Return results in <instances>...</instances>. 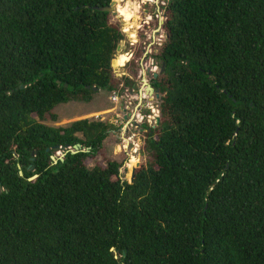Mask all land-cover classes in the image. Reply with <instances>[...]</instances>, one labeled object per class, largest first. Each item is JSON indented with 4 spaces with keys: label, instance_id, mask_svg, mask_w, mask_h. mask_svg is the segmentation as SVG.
Listing matches in <instances>:
<instances>
[{
    "label": "trees",
    "instance_id": "obj_1",
    "mask_svg": "<svg viewBox=\"0 0 264 264\" xmlns=\"http://www.w3.org/2000/svg\"><path fill=\"white\" fill-rule=\"evenodd\" d=\"M110 2L0 0V264H264V0H167L159 123L132 183L123 162L85 164L112 125L46 124L133 83L111 66L127 57Z\"/></svg>",
    "mask_w": 264,
    "mask_h": 264
},
{
    "label": "rangeland",
    "instance_id": "obj_2",
    "mask_svg": "<svg viewBox=\"0 0 264 264\" xmlns=\"http://www.w3.org/2000/svg\"><path fill=\"white\" fill-rule=\"evenodd\" d=\"M162 1H167V0H159V7L160 10L159 11H163L164 10V6H162ZM118 16V15H117ZM139 15H136V17H138ZM114 17V16H113ZM121 17V16H120ZM140 17V16H139ZM164 17V16H163ZM141 18V17H140ZM132 18H128V20H130ZM113 20H117L118 21V26L121 29L122 27L124 28V24L121 22V20H119L117 17H114ZM163 22V20H162ZM139 25V19L137 18V20L135 21V26L133 27V29H131V31L134 32V30H136V26ZM135 34V33H133ZM129 33H127V35L125 36L124 40H122L120 42V50L122 48H124V51L129 49V45L127 43L128 38L129 37ZM126 41V42H125ZM157 43V44H156ZM162 43V42H161ZM160 44H158V41H156L154 43V45L152 46L153 52L156 51V48L159 46ZM140 47L142 48V45L138 44L134 47V52L136 51L134 57L137 59L138 58V51L140 50ZM121 54V51L116 52L115 57ZM153 57V54L152 56ZM115 59V58H114ZM133 59V58H132ZM146 65L145 67H157L156 72H158L159 70V63L148 59L143 60V65ZM112 69L114 71L115 77L121 79V75L126 72V67L123 69H118L116 67H113V65L111 64ZM131 69V68H130ZM152 77V76H151ZM151 77H150V81H151ZM126 86H128V84H126ZM111 95V92H106L103 90H100L98 92H96L95 94H93L92 99L89 103H80V102H67L65 104H60L58 105L53 111L52 113L56 116V121H47L46 124L51 125V126H62L65 125V122H61V116H69L72 113H76L79 114L81 112H85L87 109L91 110L93 108H110L104 112L98 113L97 115H86V116H79L77 117L75 120H80V119H93V120H100V121H107L109 123V121H113L115 119L114 116V112H115V104H113L110 100L109 97ZM132 105L135 102H131ZM145 106V108L143 109V115H145V120H148L149 122L147 123V125L150 128H154L155 127V117L159 116V110H158V106H159V99H155L154 102L152 104H149V102L147 100L142 102ZM130 110V109H129ZM89 111H86L84 114H86ZM58 115V118H57ZM106 119V120H105ZM123 123V122H122ZM122 123L118 122V124H116V126H114L116 129H114L113 131H111L108 134V137L104 140L103 142V149L100 151V153L94 158V159H87L85 161V164L88 168H92L94 167L96 164H99L101 166H105L106 162L108 160H112V161H118V162H123L120 169H119V176L120 179L122 181H129L130 176H131V170L133 167H135V165L137 163L140 164H145L146 161H148L149 156L148 153L145 151H139L140 148V142L136 141V138H134V143L135 145L132 146L130 143L127 145L124 144L123 141H121L120 135L118 136L117 139V132H118V128L122 125ZM147 126V127H148ZM115 131V132H114ZM114 132V133H113ZM123 145H126V152H128L127 155H125V152H121L120 150H123ZM131 148H135L137 149L135 153L131 152ZM63 154L62 151H56L55 152V156L56 157H61V155ZM135 161H131V160ZM130 161V162H129ZM134 162V163H133ZM132 163V164H131ZM130 165V166H129Z\"/></svg>",
    "mask_w": 264,
    "mask_h": 264
},
{
    "label": "built area",
    "instance_id": "obj_3",
    "mask_svg": "<svg viewBox=\"0 0 264 264\" xmlns=\"http://www.w3.org/2000/svg\"><path fill=\"white\" fill-rule=\"evenodd\" d=\"M167 1H162V6H166ZM128 4L129 10L135 15H139L137 18L139 19V25L136 26V30H134V36L132 38H128V45L129 49L124 51V48H122L121 54L125 55L127 57V60L125 61L124 65L122 67H118L120 69H123L126 67V65L130 62V60L133 58L134 55V47L138 44L142 45L143 54L140 59V72L139 76L136 79H132L126 72H124L120 77H128L133 83L129 84L128 86L125 85L124 81H121V83L118 86V89L116 92L111 93L109 100L115 104V112L114 116L115 119L113 121H109L108 124L112 125L114 129H116L114 126L118 124V122L122 123L124 120L122 119V116L127 115L129 120L128 122L138 120V117L141 119L144 118V115H141V113H130V107L132 106L131 102L137 103L136 105H140L143 101L147 100L149 95L146 89V80L147 82L150 81V77L153 73H157V67H145L146 65H143V60L148 59L152 62L155 61L153 59L152 54L153 49L152 46L156 41H158V44H161L164 34L162 30L159 28L154 29L153 27H150L149 21L154 16V6L158 5V0H120L119 4L117 5V2H115V10L117 15L120 17V12L118 11L117 7H125ZM163 7V8H164ZM158 11V9H157ZM164 10L157 15H155L158 20L161 21L164 20L163 17ZM122 18V17H121ZM144 22H143V21ZM146 25V29H144V26ZM133 29V28H132ZM121 33L124 34V36L127 35V31L125 28L120 29ZM150 36H152L153 42H150ZM126 42V41H125ZM157 44V43H156ZM156 62V61H155ZM144 79L145 81H142ZM154 97V94L152 95ZM136 109V108H135ZM139 118V119H140ZM106 120V119H105ZM103 121V120H102ZM139 121V120H138ZM105 122V121H103ZM117 130V129H116ZM115 132V131H114ZM113 132V133H114ZM122 134H120L121 137ZM119 136V131L117 132V139ZM124 144L128 142L123 140ZM127 146L123 145V150H126Z\"/></svg>",
    "mask_w": 264,
    "mask_h": 264
},
{
    "label": "flooded vegetation",
    "instance_id": "obj_4",
    "mask_svg": "<svg viewBox=\"0 0 264 264\" xmlns=\"http://www.w3.org/2000/svg\"><path fill=\"white\" fill-rule=\"evenodd\" d=\"M159 3V0H158ZM158 9V11H157ZM160 7L159 5H155L154 6V16L150 19V21L148 22L150 27H153L154 29L159 28V30L161 29V24L160 21L158 20V18L155 17V15H157V13H159ZM143 21V20H142ZM131 24L133 25V27L135 26V19L132 18L130 20ZM144 22V21H143ZM132 27V28H133ZM146 25L144 26V29H146ZM150 42H153L152 36H150ZM155 100V99H154ZM154 102V101H153ZM153 102H149V104H152ZM137 103H134L131 107H130V113L134 112L136 113H141V115H143V109L145 108L144 104L141 103L140 105H136ZM136 108V109H135ZM145 115L144 118H140L138 117V120H134L131 122H128L129 118L127 115L122 116V119L124 120V122L122 123V125L118 128L119 131V135H121V141L125 140L128 142V144L130 143L132 146L135 145L134 143V138H136V141L140 142V150L139 151H144V144L148 139L147 134L151 131L152 128H150L147 123L149 122L148 120H145ZM140 118V119H139ZM148 126V127H147ZM137 149L135 148H131V152L135 153ZM121 152H125V155L128 154V152H126L125 150H120ZM130 162V161H129Z\"/></svg>",
    "mask_w": 264,
    "mask_h": 264
},
{
    "label": "water",
    "instance_id": "obj_5",
    "mask_svg": "<svg viewBox=\"0 0 264 264\" xmlns=\"http://www.w3.org/2000/svg\"><path fill=\"white\" fill-rule=\"evenodd\" d=\"M103 11H106V12H108V13H110L111 15H113L114 17H117L119 20H121V22H122V18L121 17H119V16H117V13H116V10H115V0H111V2H110V4H109V6L108 7H106V8H104V9H102ZM123 23V22H122ZM162 21H161V25H162ZM120 45L117 47V52L118 51H120ZM114 60V59H113ZM113 60L111 61V64L113 65ZM155 61L156 62H158V60H156L155 59ZM159 63V62H158ZM163 70H164V66L162 65V67H161V69L157 72V73H153L152 74V77L153 78H156L157 76H158V74H161L162 72H163ZM142 81H145L144 79H142ZM19 88L20 89H22L23 87L22 86H19ZM86 89H89V87H86ZM146 89H147V92H148V95L149 96H152L153 94H154V98L155 99H158V97H159V91L158 90H156V89H154L153 88V81H149V82H147V80H146ZM94 92H97L98 91V89L96 88V87H94L93 89H92ZM158 123H159V116H156L155 117V125H158ZM62 149V148H61ZM80 150V145H75L74 146V149L73 150H70L71 151V153L72 154H75L76 152H78ZM63 156H64V154H62L61 155V157L59 158L60 160H62V158H63ZM52 158V160H54L55 161V157H51ZM139 167V163H137L136 165H135V167H133L132 168V170H131V176H130V179H129V181H128V183H132L133 182V180H134V177H135V170L137 169ZM35 178V176L33 177V178H31V179H34ZM31 179H29V180H31Z\"/></svg>",
    "mask_w": 264,
    "mask_h": 264
},
{
    "label": "crops",
    "instance_id": "obj_6",
    "mask_svg": "<svg viewBox=\"0 0 264 264\" xmlns=\"http://www.w3.org/2000/svg\"><path fill=\"white\" fill-rule=\"evenodd\" d=\"M118 69H120V68H118ZM108 109H110V108H107V107H104L102 109H100V108H93L91 110L90 109L89 110L87 109L86 111H89V112H87L86 114H84L86 112L85 111V112H81L79 114L72 113L69 116L62 115L60 121L61 122H65V124H67V123H69L71 121H74L79 116L94 115V114L97 115L98 113L104 112V111H106ZM57 118H58V115H57Z\"/></svg>",
    "mask_w": 264,
    "mask_h": 264
},
{
    "label": "bare ground",
    "instance_id": "obj_7",
    "mask_svg": "<svg viewBox=\"0 0 264 264\" xmlns=\"http://www.w3.org/2000/svg\"><path fill=\"white\" fill-rule=\"evenodd\" d=\"M115 2H117V5L119 4V2H120V0H115ZM117 9L119 10L120 9V7H117ZM122 19H124V20H128V18H125V17H122ZM135 19V18H134ZM131 20V19H130ZM130 20H128V21H130ZM132 27H133V25L131 24V29H132ZM133 32V31H132ZM134 33V32H133ZM154 97H152V96H149L148 97V99H147V101L148 102H153L154 101ZM134 163V162H133ZM132 164V163H131Z\"/></svg>",
    "mask_w": 264,
    "mask_h": 264
}]
</instances>
